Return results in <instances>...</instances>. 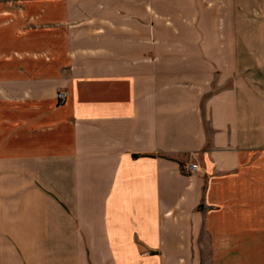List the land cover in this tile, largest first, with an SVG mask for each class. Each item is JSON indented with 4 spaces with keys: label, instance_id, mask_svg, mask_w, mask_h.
I'll list each match as a JSON object with an SVG mask.
<instances>
[{
    "label": "crops",
    "instance_id": "obj_1",
    "mask_svg": "<svg viewBox=\"0 0 264 264\" xmlns=\"http://www.w3.org/2000/svg\"><path fill=\"white\" fill-rule=\"evenodd\" d=\"M200 1L0 0V264H264V0Z\"/></svg>",
    "mask_w": 264,
    "mask_h": 264
},
{
    "label": "rangeland",
    "instance_id": "obj_2",
    "mask_svg": "<svg viewBox=\"0 0 264 264\" xmlns=\"http://www.w3.org/2000/svg\"><path fill=\"white\" fill-rule=\"evenodd\" d=\"M252 0H247L246 3V12H247V28L250 29H256L258 33V0L256 2H250ZM215 10L218 11L223 10L224 7L226 10H230L231 12H235V15H237L238 11L241 9L244 10V6H239L238 0H230L229 3H222V0H215ZM212 1L211 5L209 6L207 0H201L198 4H194L197 7V11L199 10L201 14L203 15L206 13L207 8L210 7L212 8ZM175 5L180 6L178 3H163L162 4H157L156 9H160L162 11L167 10V11H173ZM191 4H182V8L179 10H190ZM205 19V18H204ZM220 21V26H221V20ZM238 19L234 17L232 19V26H237ZM250 36L248 35V38ZM256 37L258 39V34H256ZM237 38V36H236ZM257 53V52H256ZM248 55L253 56V52L248 51ZM257 58H258V53H257ZM254 59V58H252ZM257 62L258 60H250L248 59V62ZM230 82L227 84L225 83V86H236L239 88V86H245L247 92V103L248 105V124L250 123H256L258 124V66H247V67H238L236 68L235 72L230 76Z\"/></svg>",
    "mask_w": 264,
    "mask_h": 264
},
{
    "label": "built area",
    "instance_id": "obj_3",
    "mask_svg": "<svg viewBox=\"0 0 264 264\" xmlns=\"http://www.w3.org/2000/svg\"><path fill=\"white\" fill-rule=\"evenodd\" d=\"M66 98V92L64 91H59L57 93V100H58V103H63V101L65 100ZM186 169L189 171V172H194V171H198L199 170V167H198V164L197 163H189L187 166H186Z\"/></svg>",
    "mask_w": 264,
    "mask_h": 264
}]
</instances>
